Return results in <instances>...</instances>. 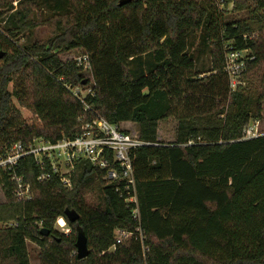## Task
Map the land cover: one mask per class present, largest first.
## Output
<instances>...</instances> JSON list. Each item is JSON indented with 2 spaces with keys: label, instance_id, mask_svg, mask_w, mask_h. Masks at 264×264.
I'll return each instance as SVG.
<instances>
[{
  "label": "trees",
  "instance_id": "trees-1",
  "mask_svg": "<svg viewBox=\"0 0 264 264\" xmlns=\"http://www.w3.org/2000/svg\"><path fill=\"white\" fill-rule=\"evenodd\" d=\"M67 1L68 13L48 19L51 38L21 45L13 38L41 24L35 19L38 0H0V19L14 2L20 6L17 18L4 20L9 28L0 23V156L17 141L74 138L82 116L135 122L141 138L152 143L135 152L139 221L123 185L119 190L88 160L75 164L67 186L49 165L42 170L28 156L18 172L32 187L31 199L16 198L14 182L0 174L6 198L0 223H11L0 228V264H30L28 240L40 246L41 264H264V134L246 139L243 133L262 119L264 87L239 84L231 91L225 72L231 48L253 56L246 79L264 63V0ZM231 3L249 16L226 20ZM192 35H203L212 46L209 75L192 73ZM77 48L89 55L92 79L76 60L59 57ZM148 54L149 74H136L131 63ZM92 82L93 94L85 98L92 111L85 112L67 86ZM14 97L42 125L27 123ZM175 106H182L175 140L161 141L159 123L174 115ZM45 172L50 177L38 181ZM93 185L103 199L96 206L86 198ZM67 208L80 214L76 222L65 215ZM59 217L69 234L56 227ZM78 226L91 248L83 260L76 254ZM118 228L134 237L116 244Z\"/></svg>",
  "mask_w": 264,
  "mask_h": 264
},
{
  "label": "built area",
  "instance_id": "built-area-1",
  "mask_svg": "<svg viewBox=\"0 0 264 264\" xmlns=\"http://www.w3.org/2000/svg\"><path fill=\"white\" fill-rule=\"evenodd\" d=\"M83 69L91 70L89 55L83 54L75 58ZM253 60L248 50L229 49L225 56V72L230 80L231 91L237 90L240 74L246 69L249 61ZM73 96L81 101L85 112L92 111L86 101L89 94H93L92 87L83 92L80 88L67 86ZM80 131L74 138L62 137L53 142L42 137H34L27 144L17 141L7 147L5 154L0 156V174L7 173L14 182V193L19 200H28L33 197L31 185L19 174V164L28 156L34 157L42 170L50 166V171L61 176L62 181L71 186L70 175L75 164L80 160H88L93 166L104 172L105 180L123 185L126 192V201L135 204L133 215L139 221V208L135 178V152L139 148L152 143L145 141L140 135L132 134L128 130L114 124L102 115L88 119L79 118ZM244 138H256L264 134L261 131V120L251 121L244 129ZM1 177V176H0ZM50 177L49 172L38 176V181ZM61 231H69V226L64 217H59L56 222ZM68 226V227H67ZM140 240L143 245L144 255L149 248L144 244V236L140 228ZM134 237L132 231L122 228L115 230L116 244H124ZM115 247V246H114ZM112 247V250L114 249Z\"/></svg>",
  "mask_w": 264,
  "mask_h": 264
},
{
  "label": "rangeland",
  "instance_id": "rangeland-1",
  "mask_svg": "<svg viewBox=\"0 0 264 264\" xmlns=\"http://www.w3.org/2000/svg\"><path fill=\"white\" fill-rule=\"evenodd\" d=\"M203 1V0H202ZM38 10L35 9V19L40 20V25L33 30H27L25 32L19 33L17 38H13L18 44L25 45L27 42L33 43L34 41L41 40L46 41L53 35L54 24H50L48 19L56 13H68L69 12V3L67 0H38ZM14 9L11 11L8 10L5 17L0 19V23L2 28H9V23H5L8 16L12 15L17 18V13L20 11V6L18 2H14ZM7 11V9L5 10ZM249 16V11H238L234 9V5L231 3L227 7V12L225 15L226 20L234 21V20H243ZM3 20V21H2ZM191 41V53L196 61V68L192 72L194 75H198L200 77L211 74L212 72V54L211 49L212 46L206 42L203 35H192L190 37ZM249 51V50H248ZM85 51L81 48L73 49L70 51L60 52L59 57L63 61L75 60V58H79L83 56ZM250 54V51H249ZM152 57L148 55H142L140 58L135 59L131 63V67L136 74H140L141 72L149 74V68L151 64ZM247 67H250V63ZM246 67V68H247ZM246 70V69H245ZM245 70L240 74L241 86H255L256 88L264 87V63L259 64L254 70L249 72L251 74V79H246ZM83 76L86 78L92 79L91 70L84 69ZM248 75V74H247ZM251 80V81H250ZM263 80V82H262ZM93 82L88 86L77 85L75 87L80 88L83 92H87L88 89L92 87ZM10 90L13 89V84L9 85ZM15 105L19 108L24 120L29 124L42 125V121L39 117L28 107L21 105L17 98H13ZM177 106V105H176ZM175 106V107H176ZM263 111H262V119H261V131L264 132V101L262 103ZM174 107V108H175ZM182 114V106H178L174 110V115L169 117L167 120L160 121L159 123V138L161 141H174L175 134L178 124V115ZM120 127L124 130L130 131L132 134L140 135L139 125L135 122H124L120 124ZM86 198L89 204L98 205L102 204V194L96 185H93L91 188L86 190ZM5 194L2 190V185L0 184V202H5ZM10 224L0 223L1 227L10 226ZM60 232L61 229L59 226H56ZM68 227V226H67ZM71 232L70 227L67 234ZM65 233V232H64ZM28 252L30 264H41L40 259V251L41 248L38 246L36 242L28 240L27 242ZM212 264V262H209Z\"/></svg>",
  "mask_w": 264,
  "mask_h": 264
},
{
  "label": "water",
  "instance_id": "water-1",
  "mask_svg": "<svg viewBox=\"0 0 264 264\" xmlns=\"http://www.w3.org/2000/svg\"><path fill=\"white\" fill-rule=\"evenodd\" d=\"M132 1L133 0H120L119 5L123 6ZM65 215L71 222H76L80 218V214L75 209L67 208L65 210ZM41 233L43 235H49L50 231L46 228H43ZM76 249L77 258L79 260L86 259L91 253L88 237L81 226L77 227Z\"/></svg>",
  "mask_w": 264,
  "mask_h": 264
}]
</instances>
